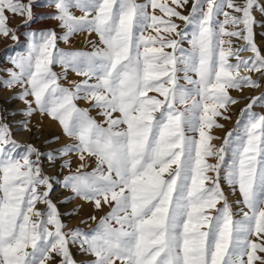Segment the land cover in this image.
<instances>
[{
    "label": "snow or ice",
    "instance_id": "1",
    "mask_svg": "<svg viewBox=\"0 0 264 264\" xmlns=\"http://www.w3.org/2000/svg\"><path fill=\"white\" fill-rule=\"evenodd\" d=\"M47 7L62 34L28 31L25 51L0 68V89L23 105L0 108V264H79L71 247L88 264H264V114L253 111L264 107V93L241 110L220 146L211 143L219 139L211 130L224 127L215 118L230 119L238 103L229 90L264 86L253 14L264 4L48 0ZM185 7L188 15L178 10ZM6 12L27 27L33 0H0V35L19 42ZM85 33L97 37L90 51L58 47ZM18 115L17 130L32 133L39 116L70 139L46 154L50 165L68 169L62 181L45 174V153L14 138L8 120ZM222 180L238 200L229 202ZM57 182L95 209L108 208L98 221L88 218L94 229L65 231L50 195Z\"/></svg>",
    "mask_w": 264,
    "mask_h": 264
},
{
    "label": "rangeland",
    "instance_id": "2",
    "mask_svg": "<svg viewBox=\"0 0 264 264\" xmlns=\"http://www.w3.org/2000/svg\"><path fill=\"white\" fill-rule=\"evenodd\" d=\"M140 2H144V0H140ZM237 2H240V0H237ZM259 3L264 4V0H259ZM47 4L48 0H33V13L35 18L27 27L24 26V17L20 15H10L7 12L5 13V15L8 16L7 25L12 29H17V35L20 36V40L19 42H14L10 37H4L0 35V68L10 67L11 65L8 64V58L10 56H14L17 52L25 51L27 46V36L25 35V33H27L28 31L39 32L55 30L58 35L62 34L63 30L59 27L58 22L50 18L54 10L47 7ZM189 11L190 7H187L184 15H188ZM253 14L257 20V23L254 26V41L257 47L261 50V53L264 54V13L255 11ZM219 19L223 20V17L221 16L219 17ZM175 22L180 25L181 29L184 28L183 21L176 19ZM89 39L96 40L97 37L95 36V34H92L91 37H89L86 33L76 34L70 38V41L68 43L59 41L58 47L66 51H90L91 45L88 44ZM232 39L237 45H242L245 43L243 40L236 41L235 37H233ZM184 46L187 47L188 45L185 44ZM167 50L171 51V49ZM241 55L244 57H248L251 56L252 53L244 52L241 53ZM54 70L59 72V66H54ZM252 75L254 79H259V74L253 73ZM68 78L72 80L82 79L81 77H77L74 73L71 72H69ZM62 83H65L66 85V82L62 81ZM261 84L264 85V80H261ZM229 93L234 99L238 101V103L235 105H231L229 111L226 113V115L229 116L230 119H223L221 117L215 118L219 124L224 125L222 129L214 127L211 130L212 135L219 137V139H214L211 141V143L216 146H220L223 143V138L229 131H234L237 129V121L243 119L240 115L241 110L244 109L248 103H250L252 97L260 96L262 93H264V86L260 88L246 87L243 88V90L230 89ZM11 95L12 93L8 90L0 89V108H6L11 112L23 107L22 102L9 100L8 98ZM149 95L157 94L153 92L149 93ZM78 104L80 107H88V105L84 101H79ZM253 111L264 114V107L257 103L253 106ZM234 112L237 114L236 118L233 117ZM91 115L96 117L97 120L102 119V117L97 115L96 110H93L91 112ZM20 119H22V117L18 115L16 117H9L8 120V122L13 127L14 138L22 144L31 143L42 153H45V155L41 157V166L43 167L45 174L55 176L57 180L62 181L64 176L68 174V169H60L59 164L62 163V161H58L56 166L50 165L48 163L46 154L53 149H58L67 143H71L70 139L63 134L60 126L56 122L51 121L48 118H44L41 120L39 116L34 117L32 120V125L36 126L37 121H40V124L38 128L34 127L32 133L17 130L16 121H19ZM56 136L60 137L58 141H55L53 143H46V141ZM22 150L23 149H21V151ZM71 159L72 168L74 170L79 161L75 156H72ZM209 162L215 163V157L209 158ZM91 167H94V165H92ZM91 167H89L87 170L90 171ZM221 187L223 188L224 192L230 188L223 180L221 181ZM50 195L53 203L56 204L59 212L61 213V219L63 223L67 226L65 228V231L76 228L82 229L84 231H91L96 227L99 218L105 215L108 211L107 207H105L102 211L97 210L94 208V205L92 203L80 198H75L70 189L62 187L58 182L54 183V189ZM70 197L72 198L69 199ZM37 208L43 211L45 209V205H43L42 203L38 204ZM74 209H78V211L74 213ZM90 216H96L97 221L89 220L88 218ZM71 251L74 258L79 262V264H88V261L91 259L90 257L83 255L77 247H71ZM57 264H59V258H57Z\"/></svg>",
    "mask_w": 264,
    "mask_h": 264
},
{
    "label": "bare ground",
    "instance_id": "3",
    "mask_svg": "<svg viewBox=\"0 0 264 264\" xmlns=\"http://www.w3.org/2000/svg\"><path fill=\"white\" fill-rule=\"evenodd\" d=\"M169 3H170V0H169ZM173 7H174V5H173ZM186 8L187 7L183 8V9H179V11H181L184 14ZM157 14H160L158 10H157ZM240 41H242V40H240ZM236 116H237V114L234 112L233 117L236 118ZM225 192H226V195H227L230 203H232L233 201L238 200L240 198L239 193L233 192L231 188L227 189ZM235 209H236V207L234 205V210Z\"/></svg>",
    "mask_w": 264,
    "mask_h": 264
}]
</instances>
